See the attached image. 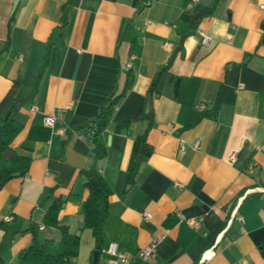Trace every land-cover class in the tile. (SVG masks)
Here are the masks:
<instances>
[{"label": "crops", "instance_id": "crops-1", "mask_svg": "<svg viewBox=\"0 0 264 264\" xmlns=\"http://www.w3.org/2000/svg\"><path fill=\"white\" fill-rule=\"evenodd\" d=\"M141 1L17 0L12 13L15 0H0V101L15 88L11 111L19 106L12 114L22 129L11 148L29 158L27 174L0 190V243H8L0 264H17L32 226L41 238L59 239L43 226L53 201L45 198L56 186L55 197L71 198L58 218L79 239L72 263L92 264L82 174L92 167L110 191L97 264L106 263L109 243L134 254L154 239L155 255L130 264H264V0H202L191 8L190 0L139 8ZM127 71L131 87L103 132L106 155L95 162L77 130L121 90ZM38 74L35 95L25 100ZM197 104L203 111L218 104L216 119L202 117ZM56 109L61 120L44 126ZM150 111L148 151L137 161ZM186 219L201 224L190 229Z\"/></svg>", "mask_w": 264, "mask_h": 264}, {"label": "trees", "instance_id": "trees-1", "mask_svg": "<svg viewBox=\"0 0 264 264\" xmlns=\"http://www.w3.org/2000/svg\"><path fill=\"white\" fill-rule=\"evenodd\" d=\"M149 0H142L139 8L148 5ZM170 62L161 67L155 73L148 92L156 93V87L161 76L169 68ZM40 74H38L32 87L28 91L25 100L34 97ZM132 84L131 72L127 71L126 80L120 91L113 93L107 105L100 109L98 116L90 121H87L80 129L79 133L89 134L88 141L91 145V152L95 162L102 160L106 155V147L103 141V132L107 128L109 121L117 108L120 100L125 96ZM16 86V85H15ZM15 95V88L9 90L5 97L0 101V114L5 113L3 120L0 122V190L11 179L16 177H23L27 174L29 169V158L17 155L11 148V144L17 135L21 132V125L15 121L14 115L11 112L13 98ZM218 104H215L210 111H203L202 117H208L215 120L217 114ZM148 121V127L145 133L136 139L135 154L137 161L140 160L148 151L146 143V134L152 125V111L148 115L142 117ZM128 124L116 127V131L127 129ZM9 151L12 153L11 158H6L4 153ZM85 176L86 189L88 191L87 197L83 205V228L89 229L94 238V251L102 250L105 245L104 228L107 218L109 189L107 184L99 175L95 167L82 172ZM94 180L98 189H96L90 180ZM57 186L51 189L45 198V201L53 198L52 203L47 207L43 219V226L45 228L54 229L59 234V239L41 238L38 235V227L32 226L29 228L32 233L31 244L24 250L20 251L17 256V264H69L72 263L73 258L78 254L79 239L69 232L66 226L59 222V213L66 203L67 199L55 197L54 193ZM8 246L6 241L0 243V249ZM98 263V260H97ZM96 263V264H97Z\"/></svg>", "mask_w": 264, "mask_h": 264}, {"label": "built area", "instance_id": "built-area-1", "mask_svg": "<svg viewBox=\"0 0 264 264\" xmlns=\"http://www.w3.org/2000/svg\"><path fill=\"white\" fill-rule=\"evenodd\" d=\"M201 1L202 0H190L189 3H187L186 7L191 8L193 5L198 4ZM197 34L201 38L202 45H206L209 42V37L205 35V33H203L200 30H197ZM195 108L199 111H203L205 109L204 105L202 104H197ZM32 112H34V109H32ZM62 113H63L62 109H56L50 112L49 114L45 115L42 118L43 125L46 127H53L57 122L61 120ZM59 132L63 134V131H59ZM81 136L88 139L90 135L81 133ZM229 159L231 162H234L235 155L232 154L229 157ZM254 166H255V163L250 164L246 168L245 172L247 174H251ZM142 217L143 219L147 220V219H150L151 216L148 213H143ZM177 217L179 218V220H182L180 215H177ZM12 220H13V217L10 215L3 217L4 222L8 223ZM184 223L190 229H197L201 224L200 220L198 219H186L184 220ZM39 229L42 230L44 229V227L39 226ZM157 243H158V239H154L150 245H148L147 247L143 249L138 250L134 254H128V253L122 252L118 249L115 243H109L104 249V254L107 257V261L105 264H130V263L137 262V261H140V262L147 261L148 259L152 258L155 255ZM211 255H213V251L212 249H209L208 251H206V253L202 255L200 260L204 261ZM69 264H73V263H69Z\"/></svg>", "mask_w": 264, "mask_h": 264}, {"label": "water", "instance_id": "water-1", "mask_svg": "<svg viewBox=\"0 0 264 264\" xmlns=\"http://www.w3.org/2000/svg\"><path fill=\"white\" fill-rule=\"evenodd\" d=\"M16 5H17V0H15V2H14L13 8H12V13H13V11H14ZM147 100H148V101L150 100V96L147 97ZM18 108H19V106H18V105H15V106L13 107V109H12L11 112H12L13 114H15V113L17 112ZM4 156H5L6 158H11V157H12V153L9 152V151H6V152L4 153ZM14 176L16 177L17 175H14ZM90 183H91L96 189H98V187H97V185H96V183H95L94 180L91 179V180H90ZM76 235H78V234H76ZM99 254H100V253H99L98 251H94V252H93V256H92V264H96V263H97V260H98Z\"/></svg>", "mask_w": 264, "mask_h": 264}]
</instances>
